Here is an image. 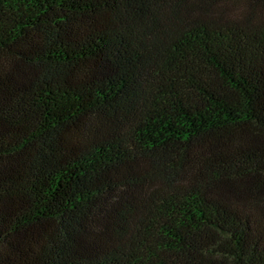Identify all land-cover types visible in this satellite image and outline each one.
Returning a JSON list of instances; mask_svg holds the SVG:
<instances>
[{
    "label": "trees",
    "instance_id": "obj_1",
    "mask_svg": "<svg viewBox=\"0 0 264 264\" xmlns=\"http://www.w3.org/2000/svg\"><path fill=\"white\" fill-rule=\"evenodd\" d=\"M0 264H264V0H0Z\"/></svg>",
    "mask_w": 264,
    "mask_h": 264
}]
</instances>
